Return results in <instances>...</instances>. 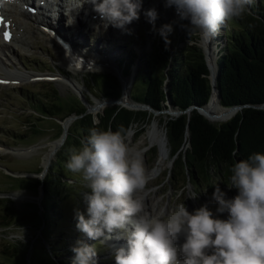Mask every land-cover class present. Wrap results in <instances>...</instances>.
Returning a JSON list of instances; mask_svg holds the SVG:
<instances>
[{"label": "rangeland", "instance_id": "rangeland-1", "mask_svg": "<svg viewBox=\"0 0 264 264\" xmlns=\"http://www.w3.org/2000/svg\"><path fill=\"white\" fill-rule=\"evenodd\" d=\"M256 1L260 2V8L264 10V0ZM164 3L165 0H147L140 11L139 20L133 21L124 30L113 27L111 24L105 28L99 15L95 13L82 16L78 11H73L75 23L66 25L67 8L60 10V13L59 11L46 12L47 23L49 22V28H51L49 32L53 36L52 32L69 39L67 41L77 50H72L75 54L81 53V56L85 57L86 54L82 52L85 51L92 57L94 55L98 58L104 57L105 61L107 59L111 62L108 67L101 65L96 70L90 66L84 69L79 67L80 69L77 70L66 67L60 57L61 50L53 44L54 40L48 36L47 28L38 24L31 25V29L26 28L25 32L19 31L15 41L8 42L13 52H7L5 61L4 56L1 55L5 70L25 73L28 76L21 79H6L7 84H0V197H3L0 198V264H74L75 253L72 248L77 240H82L95 248L97 254L94 257L95 264H115L114 240L124 239L119 230L112 234L110 248L109 240L103 243L90 240L77 228V212L87 216L84 195L91 190L82 187L81 175L70 172L66 163L70 149H79L82 144L80 145L77 139L74 141L70 137L64 152L67 158L56 159L61 144L49 163L46 166L42 164L43 156L49 148L48 144L59 139L62 133L61 120L68 117L66 112L69 106H75L79 98L87 104L89 109L86 110L93 114L94 119L95 115L101 113L106 106L113 104L147 111L142 126L140 128L133 126L127 132L128 143L136 145L135 147L143 152L145 168L150 177L146 186L148 192L145 203L153 205L158 203L161 211H170L184 202L190 213L208 204L214 215H218L221 219L227 218L226 212L217 213V205L209 203L212 193L218 186L226 193V198H233L238 194V189L220 182L214 174L211 182L207 180L210 183L195 181L196 185H190L187 183L188 173L174 169L166 134L168 154L160 163L158 144L150 146L148 140H142V135L148 127L156 126L159 131L165 133L164 120L167 116H174L175 114L169 111H175V109L168 106L170 110L167 107L165 110L154 111L131 106L129 104H133V101L130 95L126 94L125 88H122V85L127 87V81H130L131 85L127 87L130 88V93L132 91V95L141 94L144 84L140 79H132L130 71L118 70L116 66L120 58L127 57V61L132 60L134 64L140 65L153 53L164 55L170 48L176 49L184 43H194L205 50L207 45L213 60L226 43L225 35L235 30L232 26L235 24L231 20L222 26L219 34L210 42H204L198 35L188 37L186 29L182 26L187 21L180 20L174 6L166 8ZM44 8L48 10V7ZM151 8H156L158 12V19L155 21L156 29L164 24L172 25L173 30L168 34L170 44L167 46L145 15V12ZM39 13L35 16L40 17ZM58 16L64 27L58 26L60 23L58 19L55 20ZM25 21L28 25L31 23L28 20ZM44 24L46 25V22ZM206 57L207 61L210 60L207 53ZM159 67L160 65H157L158 71ZM114 73L123 74L121 75L123 81L118 82ZM90 74H93L94 84L89 82ZM102 74L112 75L116 78V82ZM0 76L5 77L3 72H0ZM72 81L78 83L79 90L72 87L70 84ZM107 83L113 85L114 93H116L115 89L119 92L118 86L119 83L121 84L119 98L109 99L101 94V89ZM52 90L61 98L62 113L56 111L54 117H43L42 109L27 98H44L43 96L52 94ZM100 103L104 107L93 112L94 106ZM213 106L216 104L214 103ZM213 106L210 105V107ZM232 116L233 114L230 113L228 117L214 122H223ZM69 117L72 120L70 119L67 134L69 131L77 134L76 127L71 126L76 115L71 114ZM187 147L188 143L183 149ZM51 162H54L52 171L49 169ZM153 170L156 171L153 172ZM168 176L169 179H167ZM35 177L38 180L45 178V190L42 187L36 188ZM189 191L197 192V197L185 198ZM181 193L183 195H180ZM52 201L56 203L51 208ZM20 227L24 229L23 242L7 239L10 233L4 232V228H12L14 232L19 233L22 230ZM10 246H13L15 250L13 257Z\"/></svg>", "mask_w": 264, "mask_h": 264}, {"label": "clouds", "instance_id": "clouds-1", "mask_svg": "<svg viewBox=\"0 0 264 264\" xmlns=\"http://www.w3.org/2000/svg\"><path fill=\"white\" fill-rule=\"evenodd\" d=\"M65 11L66 25L75 23L73 11ZM104 27L122 30L139 20L142 0H88ZM255 0H165L175 7L188 37L198 35L204 42L217 36L227 21L242 19ZM145 15L153 28L170 44L171 24L155 28L156 8ZM67 169L82 177L87 216L77 212V228L93 241L105 242L119 230L127 241L115 251V264H264V153L254 152L231 168L229 187L238 189L233 198L218 186L209 203L217 205L214 215L208 204L190 213L184 202L170 211H151L145 201L149 175L143 152L128 143L126 130L93 128L79 149H70ZM180 195H183L181 193ZM189 191L185 198H196ZM3 198V197H0ZM179 198V196H178ZM184 198V199H185ZM184 201V200H183ZM10 233L7 239L24 241V229ZM180 235L184 242L178 244ZM72 251L74 264H95L96 250L77 240Z\"/></svg>", "mask_w": 264, "mask_h": 264}, {"label": "trees", "instance_id": "trees-1", "mask_svg": "<svg viewBox=\"0 0 264 264\" xmlns=\"http://www.w3.org/2000/svg\"><path fill=\"white\" fill-rule=\"evenodd\" d=\"M260 7V2L255 0L242 19L232 20L235 32L225 35V45L215 58L212 56L211 62L215 66L214 87L219 95L218 102L213 103L217 107L219 105L220 109L241 107L223 122H212L197 110V107L208 103L212 93L204 48L194 43H184L176 49L168 46L170 50L164 55L152 52L140 65L134 64L132 60L127 61V57L118 61L120 71H130L134 74V79H140L144 84L141 94L132 95L129 88L128 95L133 102L146 105L154 111L165 110L168 106L181 111L177 115L167 116L164 127L174 169L184 173L186 171L189 175L187 183L190 185H196L195 181L210 183L213 174L220 182L229 184L232 175L230 168L236 162L246 159L254 152L264 153V108H259L264 104V10ZM157 65H160L159 71ZM102 75L109 76L116 82L112 75ZM117 81L120 80L117 78ZM89 82L95 83L93 74L89 75ZM118 87L119 92L114 87V93L113 85L107 83L101 89V94L109 99L119 98L120 83ZM43 97L27 100L42 109L43 117H54L56 111L62 113L61 98L57 92L52 90V94ZM190 107L193 108L187 110ZM66 113L68 117L76 115L71 126L76 127L78 133L69 131L56 159L67 158L70 151L67 155L64 152L70 137L74 141L77 139L81 145L93 128H111L116 131L123 127L127 133L133 126H142L147 111L113 104L96 114L95 120L79 98L78 103L69 106ZM186 143L188 147L183 149ZM53 164L51 162L49 166L50 171ZM34 180L36 188L42 187L45 190V178L38 180L35 177ZM51 203L52 208L56 202ZM10 249L13 257L14 247L10 246Z\"/></svg>", "mask_w": 264, "mask_h": 264}, {"label": "bare ground", "instance_id": "bare-ground-1", "mask_svg": "<svg viewBox=\"0 0 264 264\" xmlns=\"http://www.w3.org/2000/svg\"><path fill=\"white\" fill-rule=\"evenodd\" d=\"M38 1H41V0H38ZM147 3V0H142V7ZM24 4L25 5H30V6H33V7H36V14H40V17H36L34 14L33 16L31 14H29L25 9L24 7L23 8H20L18 7L17 5H14V4H11L10 8L8 10H6L5 12V15L7 16L8 19L11 20V25H10V29L13 33V37L12 39L10 40V43L12 41H15L16 37H17V34L19 31L21 32H25V29L28 28V29H31V25H34V24H38V25H41L43 26V28H49V22L47 23V19L48 18V14L46 13L47 11H53V12H56V11H59L60 13V10H63L65 8H67V11L72 9V8H75L78 6L79 4V0H45L44 2V5L43 4H40V3H36L35 0H24ZM44 7H48V10L45 9ZM44 8V9H43ZM88 4L87 3H83V6L81 8H79L78 10V13H80L82 16H87L86 14H88V16L90 15H93L95 13V15H98L94 9L88 11ZM83 9V10H82ZM142 9V8H141ZM75 12V11H74ZM58 14V13H57ZM99 17V16H98ZM58 19L59 23L58 26H62L64 27V25L61 24L60 22V17H56L55 20ZM25 20H28L30 21L31 23L28 25L26 24V21ZM54 20V21H55ZM44 22H46V25L44 24ZM57 25V24H56ZM56 28H58L56 26ZM51 29V28H49ZM54 34V36L48 31V36L51 37L52 40H54L53 44L59 48L61 51H60V57H61V60L63 61V65H65L66 67L72 69V70H77V69H84V68H88L89 66L92 67V68H97L99 66H106L108 67L109 65H111V62L106 61L103 59L104 57H95V55L92 57V56H89L91 55L89 52H85V51H82L84 54H86L87 56L90 57L91 61L95 62V63H100V64H87V65H78L77 63H72L70 61L67 60L66 58V51H64L63 47L61 46V44L59 43V41L55 38V36L57 34H55L54 32H52ZM22 38V37H21ZM25 39V38H24ZM55 41L58 43H55ZM59 46V47H58ZM7 52L11 53L13 52V48L11 47V45H9V43H6L1 37H0V72H3V74L5 75V77H2L4 79H21V78H26L28 75L25 74V73H21V72H17V71H9V70H5L4 68V61L5 59H7ZM206 53L208 55V57H210V50L209 48L207 47L206 45ZM4 56V61L2 60V56ZM62 55V56H61ZM106 57V56H105ZM66 61V62H64ZM208 63L210 65V71H211V75H214V71H215V66H213V63L211 62V58L210 60L208 59ZM215 64V63H214ZM80 67V68H79ZM101 68H104V67H101ZM89 70V69H88ZM126 82V81H125ZM127 87L131 85V82L130 81H127ZM70 84L72 85V87H74V89H77L79 90V86H78V83L75 81H72L70 82ZM216 97L215 95H213V98ZM125 101V100H124ZM213 102H211L210 105L213 106ZM101 106V107H99ZM103 106V104H96L93 108V112H96L98 111L99 109H101ZM104 107V106H103ZM223 109V108H222ZM220 109L219 106H213V107H210V112L207 114V118L214 122V121H217L219 119H223L225 117H228V115L231 113L230 111L226 110V109ZM69 118V117H68ZM72 120V119H71ZM70 119H68L67 121H63V124L65 125L66 129H68V126L71 122ZM142 140L145 141V140H148V143L149 145H154V144H158L159 146V150H160V160H159V163L167 156L168 154V146H167V142H166V137H165V133L163 131H159L157 129L156 126H152V127H148V129L145 131V133L142 135ZM61 141L60 139H57L55 141H52L50 142L48 145V150L46 151V153L44 154L43 156V160H42V164L43 166H46L49 161L52 159V157L54 156V154L56 153V150L59 148V146L61 145ZM136 146V145H135ZM1 150V149H0ZM159 168V167H158ZM156 170H153V172H155ZM147 188L145 189V196H146V193H147ZM146 201H147V198H146ZM157 205H153V204H148L146 202V205L147 207L153 211V212H158V211H161V209H159L158 207V203H156ZM116 240H114V247L113 248H119L117 246H120L119 244L115 243ZM184 242V236L183 235H180L177 243L178 244H182ZM113 243V242H112ZM123 245H127V241H123L122 242Z\"/></svg>", "mask_w": 264, "mask_h": 264}, {"label": "water", "instance_id": "water-1", "mask_svg": "<svg viewBox=\"0 0 264 264\" xmlns=\"http://www.w3.org/2000/svg\"><path fill=\"white\" fill-rule=\"evenodd\" d=\"M204 54H205V59H206V62H207V66H208V69H209V71H210V67H209V63H208V61H207V57H206V50L204 49ZM115 74V73H114ZM119 79L121 78L122 79V77H121V74H115ZM131 78L133 79L134 78V74H132L131 73ZM209 79H210V82H211V85H212V93H211V95H210V98H209V101H208V103L205 105V106H203V107H197V110L201 113V114H203L206 118H207V114L210 112L209 110H210V104H211V102H218L217 100H218V97H219V95H217V92L215 91V87H214V85H215V74L214 75H211V71H210V75H209ZM122 88H125V92H126V94H128L129 93V88H127V87H125L124 85H122ZM213 95H215L216 97H214L213 98ZM81 95L79 94V97H80ZM126 98V97H125ZM83 102V101H82ZM117 102V101H116ZM132 102V101H131ZM84 105H85V107H86V109L88 110L89 109V107L87 106V104H85L84 103ZM129 105H131V106H137V107H139V108H146V109H151V108H149L148 106H146V105H143V104H138V103H135V102H133V104H129ZM123 106H125V105H123ZM219 106V105H218ZM125 107H128V108H132V107H129V106H125ZM221 107V106H220ZM193 107H190V108H188L187 110H190V109H192ZM195 108V107H194ZM221 108H223V109H226V110H228V111H230L231 112V114H234L238 109H240L241 107L240 106H232V107H229V108H224V107H221ZM259 108H264V104H262V105H260L259 106ZM169 110H170V108H169ZM170 113H172L173 112V114H175V115H177V114H179V113H181V111H179V110H176L175 109V111H173V110H170L169 111ZM68 119H71V117H66L64 120H61V126H62V133H61V135H60V137H59V139H60V141H61V143H63L64 142V140H65V137H66V135H67V129H66V127H65V125L63 124V121H67ZM188 133L186 132V135H187Z\"/></svg>", "mask_w": 264, "mask_h": 264}, {"label": "snow or ice", "instance_id": "snow-or-ice-1", "mask_svg": "<svg viewBox=\"0 0 264 264\" xmlns=\"http://www.w3.org/2000/svg\"><path fill=\"white\" fill-rule=\"evenodd\" d=\"M0 23H3V21H0ZM4 37L5 39H10V33L6 31ZM0 83H7V81H0Z\"/></svg>", "mask_w": 264, "mask_h": 264}]
</instances>
